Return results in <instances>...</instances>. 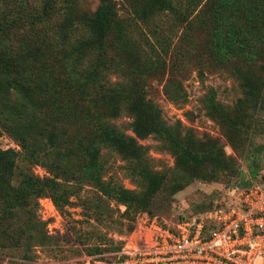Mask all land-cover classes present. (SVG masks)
I'll return each instance as SVG.
<instances>
[{"label":"trees","instance_id":"16d2710c","mask_svg":"<svg viewBox=\"0 0 264 264\" xmlns=\"http://www.w3.org/2000/svg\"><path fill=\"white\" fill-rule=\"evenodd\" d=\"M131 3L140 22L169 11L178 19L183 28L172 51L159 35L156 43L144 34L138 38L119 16L115 0H98L92 12L74 0H0V139L6 132L19 147L0 144V247L44 243L50 236L36 212L39 201L49 198L62 212L79 199L84 184L96 192L88 200L93 212H105L111 201L118 212L124 207L120 217L128 221L123 232L128 234L136 215L151 214L159 191L174 195L198 179H216L220 173L229 181L237 175L235 159L226 156L219 140L197 139L191 130L182 131L180 122L169 124L147 92L152 82H160L167 98L185 102L180 76L186 63L228 70L241 96L229 107L210 90L203 105L242 157L244 134L256 114L264 113V0H181L175 8L171 0ZM49 39L66 52V67L46 49ZM104 72L116 80L100 83ZM121 111L131 119V135L110 123ZM149 137L173 157L169 181L154 170L141 144ZM101 148L126 162L138 190L104 179L97 166ZM18 163L26 169L13 184ZM33 167L50 175L40 178ZM116 249L111 239L86 254Z\"/></svg>","mask_w":264,"mask_h":264},{"label":"rangeland","instance_id":"374dc122","mask_svg":"<svg viewBox=\"0 0 264 264\" xmlns=\"http://www.w3.org/2000/svg\"><path fill=\"white\" fill-rule=\"evenodd\" d=\"M74 1L79 4L80 8L90 12L95 10L98 3V0ZM115 1L119 16L125 23L132 24V29L138 38L144 34L153 43H156L154 36L159 35L168 42L169 50L172 51L183 26L170 11L158 14L147 22H140L134 17L132 0ZM180 1L171 0L174 8L179 7ZM192 17L193 15L190 16V18ZM156 27H159L157 31H155ZM17 41L21 43V40ZM3 44L5 45V42ZM46 49L57 58L60 57L62 68L68 65L64 60L66 52L56 45V42L51 39L47 40ZM198 66L202 67L200 71ZM81 67L83 68L84 65ZM206 68L194 61L185 64L180 80L183 82L187 101H171L163 93L160 82H152V87L148 88L147 98L158 106L162 117L169 124L180 122L182 131L191 130L197 139L208 136L219 140L220 144L224 146L226 156L235 159L238 173L229 181L222 180L223 176L220 173L216 179L195 180L174 195H168L164 190L159 191L154 197L151 214L147 213L149 219L145 223L147 227L152 222L172 225L177 220L178 214L198 213L203 208L208 209L224 203L228 197L226 192L228 188H243L251 182H255L258 174H253L252 171L256 170L258 173L264 165V113L256 114L252 127L244 134L246 144L243 156H236L227 144L217 123L206 113L203 103L207 99L209 91L213 90L214 97L218 102L229 107L234 105L241 96L238 83L231 77L228 70ZM100 76L102 77L100 83L105 85H109L117 78L111 72H104ZM262 77L264 79V75ZM110 123L118 131L131 135V119L124 111H121L117 118L110 120ZM0 144L4 149L19 150L16 142L6 132H3ZM141 144L148 148L147 155L154 170L164 172L167 181L171 180L172 175L170 176V174H172L174 166L171 154L154 137L141 141ZM18 164L12 180L13 184H17L20 170L26 169L25 164ZM97 166L103 172L104 179L113 180L125 188L138 190L135 180L130 177V171L126 169L128 167L126 162L114 151L101 148ZM31 171L40 178L50 175L42 167H33ZM95 195L94 188L84 184L79 191V199H72L71 205L62 212L55 208L49 198L41 199L36 212L39 218L46 222V231L50 238L44 240L42 244L31 243L33 246L29 245L28 249H25V244L18 246L6 244V247H0V264H87L89 256L86 254V249L94 244H108L111 239L117 247L120 246L119 242H123L124 245L129 244L130 241L126 240L128 234H123L128 228V221L120 217L122 209L120 208L121 210L118 212L117 207L111 201L105 212L99 210L93 212L88 200ZM86 213L90 216L93 213L90 219H85L84 214ZM137 217L136 215L134 223Z\"/></svg>","mask_w":264,"mask_h":264},{"label":"built area","instance_id":"2783aa9c","mask_svg":"<svg viewBox=\"0 0 264 264\" xmlns=\"http://www.w3.org/2000/svg\"><path fill=\"white\" fill-rule=\"evenodd\" d=\"M257 174L246 187L228 188L227 200L208 213L149 227L147 214L138 215L129 244L87 264H264V165Z\"/></svg>","mask_w":264,"mask_h":264}]
</instances>
